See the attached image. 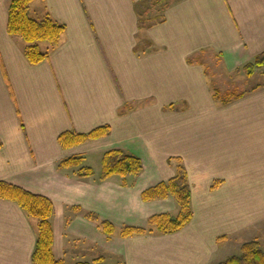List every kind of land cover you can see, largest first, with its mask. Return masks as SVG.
Masks as SVG:
<instances>
[{
	"label": "crops",
	"instance_id": "crops-1",
	"mask_svg": "<svg viewBox=\"0 0 264 264\" xmlns=\"http://www.w3.org/2000/svg\"><path fill=\"white\" fill-rule=\"evenodd\" d=\"M168 1L161 21L140 26L137 0H32L30 17L48 14L66 30L31 64L22 38L7 32L10 0H0V180L51 199L55 248L65 207L103 205L105 216L138 227L171 212L170 198L138 201L174 175L170 157L187 170L192 218L173 233L121 238L124 264H207L231 235L262 232L254 226H264V83L222 105L204 56L234 73L264 51V0ZM104 125L107 135L71 148L57 140ZM110 149L142 162L124 196L118 176L99 182V165L85 178L56 168L75 155L101 161ZM35 239L19 206L0 199V264H32ZM55 248L67 264L83 261Z\"/></svg>",
	"mask_w": 264,
	"mask_h": 264
},
{
	"label": "trees",
	"instance_id": "trees-1",
	"mask_svg": "<svg viewBox=\"0 0 264 264\" xmlns=\"http://www.w3.org/2000/svg\"><path fill=\"white\" fill-rule=\"evenodd\" d=\"M32 0H10L8 5L7 32L17 35L25 43L24 54L29 63L36 64L47 59L50 51L60 42L66 27L64 24L55 21L48 14L41 19H35L28 15L29 4ZM168 4H165L166 8ZM164 9V8H163ZM162 15L158 17L161 21ZM145 22L140 19V26ZM46 43L42 49L41 43ZM264 66V51L253 57L238 70H243L247 74H252L255 67ZM246 91H229L220 93L218 89H213L215 101L226 105L236 100ZM108 125L97 127L87 133H77L65 131L58 135L57 140L64 149L71 148L87 140L97 139L109 133ZM167 162L173 167L174 175L167 180L158 182L143 190L140 194L141 200L152 201L172 197L178 207V213L172 216L169 213H159L151 215L147 219L148 227H138L124 225L119 230L122 238L142 235L146 233H173L185 225L192 218L191 190L187 177V170L179 157H170ZM82 163L81 156H69L57 163V169L63 170L70 167L79 166ZM100 171L98 178L101 181L107 180L111 176H118L127 182V178L135 177L142 170L141 159L133 154L126 153L120 149H110L105 151L101 157ZM75 171V170H74ZM94 173L90 166L81 165L76 170L79 178L90 177ZM220 181H214L212 189L219 185ZM0 199L15 202L26 216L36 219L35 224V245L31 254L32 264H67L61 259H57L53 253V227L51 219L54 213V205L50 198L41 194L32 193L20 186L0 180ZM76 210L78 207L71 206ZM87 217L97 220V215L91 212L86 213ZM102 230L111 235L115 232L114 225L108 220L100 221ZM74 264H124L117 261L106 263L101 257L92 261H79ZM218 264H264V250L256 239L243 243L240 247V254L228 256Z\"/></svg>",
	"mask_w": 264,
	"mask_h": 264
},
{
	"label": "rangeland",
	"instance_id": "rangeland-1",
	"mask_svg": "<svg viewBox=\"0 0 264 264\" xmlns=\"http://www.w3.org/2000/svg\"><path fill=\"white\" fill-rule=\"evenodd\" d=\"M168 2V0H137V11L139 16L141 17L140 19L143 20L146 25L152 23V21L160 17L164 5ZM42 45V49H44L46 47V43L44 42ZM204 57L206 58V60L204 61V66L209 75L211 87H213L212 89H218L220 93H225L233 90L237 92L246 91L257 84L264 83V66L255 67L252 74H247L243 70L237 71V69L234 71V73H228L222 67V64L218 59H214L209 54H206ZM100 163L101 161L96 157L90 161H84V163H81L79 166L66 168L60 171H66V173L72 178H79L76 175V170L81 165L91 166L96 169L98 165L100 166ZM139 174H137L135 177H137ZM135 177L132 176L131 178H127L126 183H123L124 180L119 177V180H117V185H119V187L117 186L118 188L116 189V195L120 197L124 196L126 190L125 187H130L132 184V180ZM99 182H101V180H99ZM168 198H170V200L168 199L167 202H165V209H169L171 212L164 213H169L172 216H175L178 213V207L172 197ZM140 200L141 197L139 196L138 201ZM141 201L150 202L143 200ZM102 206L103 205H100L99 208L102 209ZM70 207H65L63 212V235L58 246H56V248L53 247V249L55 248L56 255H61L60 253H63V251H65L67 253H77L78 255H81L77 258L79 259L81 257L83 258V261H92L97 257H101L106 263H115L117 261L122 262L120 253V241L122 237L119 235V230L125 225L122 217L120 218L114 216H105V214L100 209H95L96 207L89 209L88 207L86 208L75 206L79 208L76 210L70 209ZM118 208L120 207L118 206ZM87 212L96 214L97 220H92L87 217ZM25 217H27L29 224L35 228L36 219L30 218L26 215ZM106 217H108L109 220ZM102 220H108L114 225L115 232L113 234L108 235L102 230L100 226V221ZM261 224L263 223L254 226L255 228H262V232L257 230L258 235L255 238L253 236L257 233V231L254 229L250 230L246 234L237 233L225 239V242H223L219 246V248L212 254V258L207 264H218L219 262L225 260L228 256H231L233 254H240L241 245L253 239H256L259 242L261 248L264 250V226H261ZM144 227H148L147 222Z\"/></svg>",
	"mask_w": 264,
	"mask_h": 264
}]
</instances>
